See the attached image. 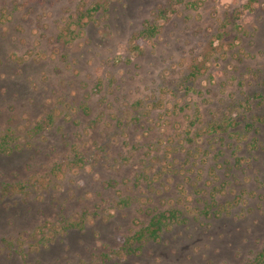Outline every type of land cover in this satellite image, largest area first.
Segmentation results:
<instances>
[{
	"label": "rangeland",
	"instance_id": "374dc122",
	"mask_svg": "<svg viewBox=\"0 0 264 264\" xmlns=\"http://www.w3.org/2000/svg\"><path fill=\"white\" fill-rule=\"evenodd\" d=\"M6 134L0 264H259L264 0H0Z\"/></svg>",
	"mask_w": 264,
	"mask_h": 264
},
{
	"label": "trees",
	"instance_id": "16d2710c",
	"mask_svg": "<svg viewBox=\"0 0 264 264\" xmlns=\"http://www.w3.org/2000/svg\"><path fill=\"white\" fill-rule=\"evenodd\" d=\"M88 15L89 18L92 17V14L89 12V14H84L82 16H78L77 22H80L83 20L84 17ZM159 16H164L167 15V11L165 9H161L158 12ZM161 16V17H162ZM165 17V16H164ZM158 20H149L145 23L143 29L137 33V36H140L141 38L144 39H152L157 35L159 32V24ZM41 126L37 130H40ZM9 134L4 135L1 138L0 141V153H6L9 151V144L11 143V139L9 137ZM179 212L169 210V211H163L158 214H155L152 216L149 224L145 227L139 230L138 232L135 233L132 237H130L126 241V249H128V252H134L138 250V248H133V245L135 243L137 244H144L145 242L149 241H157L161 238L162 232L170 225L173 223H178L179 222ZM73 227V226H71ZM257 261L259 264H264V251L261 252L258 256Z\"/></svg>",
	"mask_w": 264,
	"mask_h": 264
}]
</instances>
